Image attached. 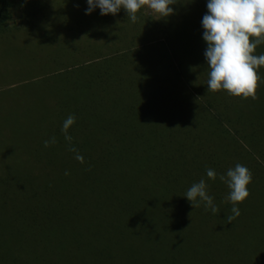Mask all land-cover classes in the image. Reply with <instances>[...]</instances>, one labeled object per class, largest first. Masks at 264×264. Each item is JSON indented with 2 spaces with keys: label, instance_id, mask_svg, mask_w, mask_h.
<instances>
[{
  "label": "trees",
  "instance_id": "trees-1",
  "mask_svg": "<svg viewBox=\"0 0 264 264\" xmlns=\"http://www.w3.org/2000/svg\"><path fill=\"white\" fill-rule=\"evenodd\" d=\"M50 1L40 25L15 28L24 36L0 29L18 42L56 36L61 52L46 49L45 63H34L41 76L8 92L42 120L31 122L37 135L0 180V204H9L0 264H264V67L255 100L207 90V0H175L167 17L139 11L135 23L123 8L102 16L85 14L87 0ZM5 7L0 0V24ZM73 114L69 145L61 128ZM237 163L252 182L228 223L219 176ZM201 178L217 214L184 197ZM200 233L223 245L216 259Z\"/></svg>",
  "mask_w": 264,
  "mask_h": 264
},
{
  "label": "clouds",
  "instance_id": "clouds-1",
  "mask_svg": "<svg viewBox=\"0 0 264 264\" xmlns=\"http://www.w3.org/2000/svg\"><path fill=\"white\" fill-rule=\"evenodd\" d=\"M174 3L175 0H87L85 14L99 8L102 16L116 15L123 8L127 17L135 23L138 19L136 14L141 8L146 6L160 17H167L173 13V8L169 5ZM206 7L207 14L203 16L201 23L204 29L202 38L207 44L204 52L209 68L207 90H226L231 96L257 99L261 80L258 69L264 67V54L254 53L258 45L264 44V0H207ZM75 121L76 116L73 114L62 124L61 132L69 145L73 138L68 130ZM43 143L47 148L56 143V138L53 136ZM68 150L76 153L74 158L78 162L84 163L83 156L75 147L70 146ZM205 171L208 179L217 178L214 169L206 168ZM219 179L229 189L225 201L232 204V215L226 219L231 223L241 214L237 205L250 195L247 186L252 182V172L237 163L226 174L220 175ZM184 197L193 208L200 207L203 203L206 211L211 209L213 214L219 212L213 197L208 194L204 178L194 182Z\"/></svg>",
  "mask_w": 264,
  "mask_h": 264
},
{
  "label": "rangeland",
  "instance_id": "rangeland-1",
  "mask_svg": "<svg viewBox=\"0 0 264 264\" xmlns=\"http://www.w3.org/2000/svg\"><path fill=\"white\" fill-rule=\"evenodd\" d=\"M43 3H47L50 10H54L56 7L50 0H6L5 12L3 13L4 23L0 24V29L4 26L10 28L6 30L14 32L22 29V27L25 29L26 25H29L30 28L32 24L40 25L46 15L42 10ZM140 12L154 18L158 17V14L152 12L146 6L141 8ZM15 28H18V30H15ZM20 33L21 36H24V33ZM16 37L19 36L6 35L0 31V180L4 177L5 172H9L5 170L7 163L11 164L15 157L20 158L21 152L28 149L32 144L31 140L37 135L33 132L36 125H32L31 122L42 120L41 117L32 116L27 114V111L21 110V107L26 104V102L24 103L26 99H23L21 94H19L20 96L8 94L9 89L14 88L21 82L24 83L27 80L41 76L42 73L34 71L37 67L34 63L38 62V66L45 63L46 49H54L48 55L57 57L61 54V52L55 51L59 46L58 42H60L56 36L52 38L51 35L46 33L44 37L41 36L35 42H28L25 38L24 42H18ZM56 61L59 60L56 59ZM16 104L17 107H15ZM40 160L46 162V157ZM229 168L230 166H228ZM6 205L0 204V217L7 215V208H1V206L6 207ZM8 215H10V212ZM200 227L203 231H207L206 228L209 226L207 223H202ZM214 229L215 231L218 230L216 226H214ZM200 237L202 241H207V256L216 259L222 252L223 245L216 242L214 234L207 233L206 237L200 233Z\"/></svg>",
  "mask_w": 264,
  "mask_h": 264
}]
</instances>
